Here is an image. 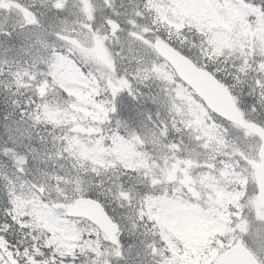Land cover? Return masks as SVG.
<instances>
[{
  "label": "clouds",
  "instance_id": "obj_1",
  "mask_svg": "<svg viewBox=\"0 0 264 264\" xmlns=\"http://www.w3.org/2000/svg\"><path fill=\"white\" fill-rule=\"evenodd\" d=\"M62 2L38 25L0 32V205L29 226L13 233L15 264H163L174 259L165 235L181 246L161 227L177 204L226 228L205 259L264 264L252 243L264 236V0L201 3V20L188 0H104L93 15ZM185 62L220 78L234 118L201 103ZM114 89L131 97L119 111ZM121 143L139 154L134 172L115 154ZM184 160L194 163L178 169ZM85 199L104 209L108 236L76 214Z\"/></svg>",
  "mask_w": 264,
  "mask_h": 264
},
{
  "label": "rangeland",
  "instance_id": "obj_2",
  "mask_svg": "<svg viewBox=\"0 0 264 264\" xmlns=\"http://www.w3.org/2000/svg\"><path fill=\"white\" fill-rule=\"evenodd\" d=\"M219 2V5L224 6L226 3L223 0H216ZM190 4L193 5V7L186 9V14L194 16L197 20H201L204 16L207 15L206 11L203 9H200L196 7V5L201 4L202 1L198 0L195 3L192 0H188ZM210 3L211 0H206V3ZM76 5H79V3H76ZM223 23V20L221 21ZM222 42V41H221ZM97 55L100 57H104L106 54L104 50H97ZM71 74L66 73L65 76H69ZM54 117V116H53ZM55 118V117H54ZM56 121V120H55ZM85 134H87L88 130L85 129ZM123 150L125 148L121 146ZM121 159L129 164H134V160L136 159L135 155L131 152H128L127 150L122 151ZM193 161L190 160H184L181 162L180 165H178V169L182 166H188L191 167L193 165ZM199 166V165H197ZM205 167L207 165H204ZM191 179V177H189ZM171 211L175 212L177 215V219L169 222L167 219L161 220V227L165 228L169 231H171L172 235L175 237L176 240H179L181 242V246H178L175 241L171 238H169L167 235H165V239L168 241V247L169 250L174 253V255L171 253V255L174 257V260L180 262L183 259H185V253L189 251H195L196 250V243L198 242V235L197 233H200L203 231L204 228L208 229L210 228L211 231H218L219 226H212L210 225L206 220L202 219L197 213L199 212V209L192 207L189 209V211L184 207H181L179 204L174 205ZM208 229V230H210ZM74 237H68L66 239L65 243L70 244ZM170 245L176 249L177 251H172L170 248ZM185 245V247H184ZM187 260V259H186Z\"/></svg>",
  "mask_w": 264,
  "mask_h": 264
},
{
  "label": "water",
  "instance_id": "obj_3",
  "mask_svg": "<svg viewBox=\"0 0 264 264\" xmlns=\"http://www.w3.org/2000/svg\"><path fill=\"white\" fill-rule=\"evenodd\" d=\"M161 54L169 56V58L175 56L170 49L166 48L161 49ZM175 62L176 60H174ZM177 67L180 74L196 89L210 109L219 112L222 116L227 115L229 118H234L233 114L236 110L233 107V102L224 88H221L212 77L191 65H187L186 62L185 65L177 64ZM93 213L98 214L96 218ZM76 214L87 216L93 222H97L107 235L110 234L112 230L111 222L101 205L97 202L87 199L83 200ZM220 264H247V262L239 255H232L221 260Z\"/></svg>",
  "mask_w": 264,
  "mask_h": 264
},
{
  "label": "trees",
  "instance_id": "obj_4",
  "mask_svg": "<svg viewBox=\"0 0 264 264\" xmlns=\"http://www.w3.org/2000/svg\"><path fill=\"white\" fill-rule=\"evenodd\" d=\"M9 3L17 6V8H20V9H24V10H30V14L31 16H34L35 17V20H36V15L38 14L34 8V4L31 2V0H27V3H25L23 0H7ZM24 3L25 6L23 7L21 3ZM104 2V0H91V2H88V5L92 6V8H94L93 11L90 12L89 15H93L97 12V9L99 8L100 4H102ZM111 2V0H109V3ZM125 2H127V0H125ZM40 11V10H39ZM46 12V9L45 11ZM0 32L4 31V28L5 27H16V28H21V26H26V25H29L28 27H30V24L31 23H35V20L33 21H30L28 23H26L25 25H22V24H16L14 21H12L10 23V19L12 20H15L13 19V14H9L7 13L6 11L3 12V11H0ZM121 27H123L124 25L121 24L120 25ZM72 69L68 68V69H62V73L63 75H65L64 73H66L67 71H71ZM121 100H125L127 102H130L131 101V97H127V95L125 94V97L121 98ZM91 115V116H90ZM89 117L92 118V119H96V117L94 116V114H90ZM53 122H57L55 121V118L53 116H50L49 117ZM80 155H81V158H85L84 154H83V150L80 152ZM90 163H93L91 160H88ZM122 163V162H121ZM107 164V163H106ZM123 164V163H122ZM108 166V164H107ZM107 166H104V165H101L100 164V167H107ZM98 167V166H97ZM132 171V170H130ZM134 172V171H133ZM11 216V215H10ZM13 222L15 223V225L17 226V231H14V233H16L17 235H19V233L22 231L24 232H27L29 226L27 224H24L23 221H19L17 222L16 220L12 219ZM8 230V227L5 226V228L3 230H0V231H7ZM219 233L218 232H211L209 234V236L206 238L207 235H205L203 238L201 237L200 239L203 241V245L205 247V249H202L200 247L201 251L200 252V255L198 256H195V258H193V260L191 261V263H195V264H203V262H205V256H206V250H208L209 246L213 244V237L218 235ZM2 235V234H0ZM10 241L6 240V239H0V246L5 248L6 249V252H7V255L11 258V261H12V264H15V255H14V251H10L9 248H10ZM47 247H51V245H48ZM23 252V251H22ZM173 254V253H172ZM174 255V254H173ZM190 261V260H189ZM184 262H187L186 260H184ZM188 263V262H187ZM187 263H184V264H187ZM34 264V262H33ZM189 264V263H188Z\"/></svg>",
  "mask_w": 264,
  "mask_h": 264
},
{
  "label": "snow or ice",
  "instance_id": "obj_5",
  "mask_svg": "<svg viewBox=\"0 0 264 264\" xmlns=\"http://www.w3.org/2000/svg\"><path fill=\"white\" fill-rule=\"evenodd\" d=\"M77 8L82 12V13H86V9L84 8V6L82 4L76 5ZM66 6L63 4L62 0H39V2L34 5V8L36 10V12L38 13L36 15V20L35 23H31L30 26L33 25H38L40 20L50 11H52L53 9L57 12L60 13L63 11V9ZM41 8H45L46 12H40L39 9ZM109 11L112 12L113 16L118 15L119 13L114 11L113 9H109ZM55 18H59L54 17ZM4 30H7V27L4 28ZM186 55H190L188 53H186ZM207 75V73H205ZM220 78L217 77L215 82H217L219 84V86L221 88H225V85L223 83H220ZM113 96L116 97V99L114 100V110L115 111H119L121 108V98L119 95V90L114 89L113 90ZM201 103H204V101L202 100ZM207 107V105H205ZM8 205H0V230H3L5 228V226L8 227L7 231H0V234H2L4 236V238L8 241H10L11 245H15L16 247H20V245L18 244V239L19 237H14L13 233L14 231H17V226L15 225V223L12 220V217L8 214ZM252 243L253 246L256 247L258 250L260 251H264V236H254L252 239ZM10 251H14V249H11ZM20 251H23V248L20 247ZM0 255H3V253H0ZM163 264H176L174 259H169L163 262Z\"/></svg>",
  "mask_w": 264,
  "mask_h": 264
},
{
  "label": "bare ground",
  "instance_id": "obj_6",
  "mask_svg": "<svg viewBox=\"0 0 264 264\" xmlns=\"http://www.w3.org/2000/svg\"><path fill=\"white\" fill-rule=\"evenodd\" d=\"M25 3H27V0H23ZM30 1V0H29ZM31 2L34 4V5H36L38 2H39V0H31ZM22 4V6L24 7L25 6V4L22 2L21 3ZM40 10V12H44L45 11V8H41V9H39ZM10 21V23L12 22V21H14V20H12V19H10L9 20ZM21 28H24L23 26H21ZM10 215V214H9ZM12 217V216H11ZM13 219V218H12ZM22 231V230H21Z\"/></svg>",
  "mask_w": 264,
  "mask_h": 264
}]
</instances>
